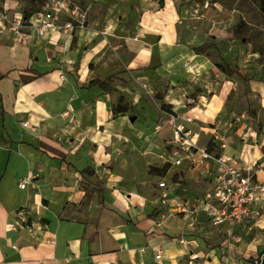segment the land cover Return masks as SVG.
<instances>
[{"label": "crops", "instance_id": "0c3cea01", "mask_svg": "<svg viewBox=\"0 0 264 264\" xmlns=\"http://www.w3.org/2000/svg\"><path fill=\"white\" fill-rule=\"evenodd\" d=\"M102 2L93 25L71 36L0 37V264H249L264 249V205L254 206L260 219L219 227L177 212L176 202L207 196L218 166L175 155L158 91L154 99L140 85L172 79L162 102L182 106L180 63L191 58L193 73L207 63L195 47L174 53L172 32L152 27L174 21L155 14L158 0ZM224 155L237 167L253 160L231 147ZM21 209L39 222L35 237L11 230Z\"/></svg>", "mask_w": 264, "mask_h": 264}, {"label": "rangeland", "instance_id": "374dc122", "mask_svg": "<svg viewBox=\"0 0 264 264\" xmlns=\"http://www.w3.org/2000/svg\"><path fill=\"white\" fill-rule=\"evenodd\" d=\"M67 2L71 7H79L82 16L71 18L63 14L61 24L72 21L75 31L92 26L103 3L102 0ZM52 3L53 0H0V37L13 38L11 29L17 21L26 26L27 14L33 17ZM155 12L174 16L173 22L160 17L152 21L159 35L167 33L169 37V31L176 37L173 42L181 52L174 53L212 42L231 68L247 79L218 68L220 61L213 48L201 55L207 65L196 74L191 70L193 60L187 57L180 63L182 72L174 75V89L183 97L182 106L162 102L174 80L163 76L158 88L148 83L153 98L158 91L159 103L169 107L161 108L162 115L168 119L167 113H173L181 119H190L191 127L200 136V145L214 155H223L226 147L239 149L245 158H253L251 162L257 163L256 168L264 169V0H158ZM169 52L173 53L166 51ZM156 169L152 167L154 172ZM263 257L264 249L251 257L249 264H256Z\"/></svg>", "mask_w": 264, "mask_h": 264}, {"label": "built area", "instance_id": "2783aa9c", "mask_svg": "<svg viewBox=\"0 0 264 264\" xmlns=\"http://www.w3.org/2000/svg\"><path fill=\"white\" fill-rule=\"evenodd\" d=\"M79 7H71L67 0H53L43 12L34 15L28 20L25 26L22 21H17L11 32L13 40L21 42L28 37H44L50 31H60L66 35H72L75 31V23L66 21L61 24V16L79 17L81 14ZM82 16V15H81ZM83 28V27H82ZM141 88L148 95H152L153 89L147 82H140ZM168 122L173 128L172 144L174 145L175 155L185 154L188 159L194 162L205 163L211 161L218 166V172L214 179L212 190L204 199H199L191 205L178 201L176 202L177 212L186 219H192L196 213L202 212L214 227H219L224 223H242L246 220L260 219L262 213L255 209L257 203L264 205V182L257 178L254 165L246 163L242 167H237L230 163L226 156L214 155L207 148L198 147L193 141V132L185 124L179 123V117L173 113H167ZM191 122L190 119L186 120ZM27 127L28 123H24ZM198 153L199 157L196 158ZM183 158L175 160L176 165H181ZM31 179L21 181L20 188L25 189ZM165 182L159 183V188H166ZM24 210L19 211L16 219L11 225L13 231L27 230L32 236L40 229L39 222L27 217ZM35 237V236H34ZM180 243H184L181 238ZM17 249V246H14ZM155 258L161 259L158 253ZM263 259L256 261L261 264Z\"/></svg>", "mask_w": 264, "mask_h": 264}, {"label": "trees", "instance_id": "16d2710c", "mask_svg": "<svg viewBox=\"0 0 264 264\" xmlns=\"http://www.w3.org/2000/svg\"><path fill=\"white\" fill-rule=\"evenodd\" d=\"M33 1H35V0H33ZM30 18H31V15L30 14H27L25 16V19L26 20H29ZM211 48H213V49H215L217 51V54H218V57H219V61H220L219 63H217L218 68H220L221 70H223L224 72H227V73H232V74L233 73H236V74H238L240 76V78L242 80H247L246 79V76L244 74H242L240 72H237V71H234L231 68V65L224 59V57L221 55L220 50L218 49V47L214 43H212V42H206V43H204L201 46H198V47L193 48V50L195 52H197L198 54L203 55V54H205L207 52L208 49H211ZM95 84L100 85L105 91H110L113 88L109 84V82L103 81V80H95L92 83H90V85H95ZM161 108H169V107L167 105L161 103ZM174 152H175V150H174ZM21 210H23V209H21ZM44 222H47V221H44Z\"/></svg>", "mask_w": 264, "mask_h": 264}, {"label": "water", "instance_id": "95a60500", "mask_svg": "<svg viewBox=\"0 0 264 264\" xmlns=\"http://www.w3.org/2000/svg\"><path fill=\"white\" fill-rule=\"evenodd\" d=\"M131 121H134V119H132ZM261 264H264V260L261 262Z\"/></svg>", "mask_w": 264, "mask_h": 264}]
</instances>
